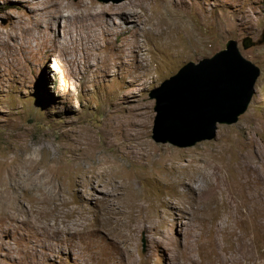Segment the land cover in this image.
Here are the masks:
<instances>
[{"label": "rangeland", "instance_id": "obj_1", "mask_svg": "<svg viewBox=\"0 0 264 264\" xmlns=\"http://www.w3.org/2000/svg\"><path fill=\"white\" fill-rule=\"evenodd\" d=\"M77 1L0 0V264H264V44L242 46L263 33L264 0ZM230 38L260 68L246 112L211 140L157 142L150 91ZM75 163L118 166L117 203L135 195L147 227L121 225L99 185L70 197L88 215L106 204L103 229L47 240L23 208Z\"/></svg>", "mask_w": 264, "mask_h": 264}, {"label": "water", "instance_id": "obj_2", "mask_svg": "<svg viewBox=\"0 0 264 264\" xmlns=\"http://www.w3.org/2000/svg\"><path fill=\"white\" fill-rule=\"evenodd\" d=\"M264 44L262 35L243 38L244 49ZM260 68L241 52L238 40L199 61H188L153 88V138L178 147L193 146L216 137L218 126L234 124L255 94Z\"/></svg>", "mask_w": 264, "mask_h": 264}, {"label": "bare ground", "instance_id": "obj_3", "mask_svg": "<svg viewBox=\"0 0 264 264\" xmlns=\"http://www.w3.org/2000/svg\"><path fill=\"white\" fill-rule=\"evenodd\" d=\"M87 2H86V0H78L76 3L72 2L71 5L76 4L75 5V10H76L80 6H86ZM47 3H49V2H47ZM56 3H58V2H56ZM62 3H63V1H62ZM134 3H135V0H129L128 2L125 1L121 4V6L119 8L124 9L126 13L127 12L131 13L130 9H128V7L126 5L130 6V5H134ZM68 5H69V2H68ZM51 7H52V3H51ZM58 7H60V6H58ZM64 8H66V5ZM63 9H62V13H63ZM50 10L51 9L49 8V11ZM75 10H74V12H75ZM52 11H54V10H52ZM44 13H46V12L44 11ZM42 14H43V12H42ZM82 15H84V13L79 14L78 16L80 17ZM85 15H86V13H85ZM56 16H57V13H56ZM88 16H89V13H88ZM49 17H51V16H49ZM73 18H75V20L74 19L72 20L73 23H76L77 21H79V20H77V17H73ZM92 18H93V20L91 23H94L96 25L99 21V18L96 15L92 16ZM80 19L82 20V18H80ZM54 21H56V20H54ZM82 23H80V26ZM68 25H70V24H68ZM78 27H79V24H78ZM69 28H70V26H69ZM75 28H77V27H75ZM77 29H79V28H77ZM82 29H83V27H82ZM45 30H46V27H45ZM81 30H80V32H81ZM84 31L85 30H83V33H84ZM71 33H74V32H71ZM135 146H137V145H135ZM145 148H149V150H150V146H148V145H146ZM85 152H86V149H85ZM132 152H133V149H132V151H130V153H132ZM88 153H92V152H88ZM130 153H129V151H128V153L126 152V155H129ZM128 158H129V156H128ZM117 167H114L111 165H106L102 170L96 171L94 167L91 168V167H87L83 164L75 163L74 165L72 164L70 167H68L67 170H65V172H62V171L61 172H55L53 174V176L51 178H49V180L51 181L52 184L50 186L47 185V188L44 186H41L36 191L35 195H37V197L39 199L38 200L34 199L33 202L36 201V202H38V204L34 205V203H33V205H34L33 207H30V208L24 207L23 208V210L27 214L28 221H30L32 224L38 226L42 230V232L45 235L47 240H49V238L59 240L58 246H61L64 243V241L67 239L73 240L75 235L79 232L85 231V232H88V233L93 235L94 232L101 231L103 229L104 225L106 224L105 221L102 223L101 218H100V213L101 212L104 213L105 207L107 205L105 204L104 207L101 206L100 209H98L96 211L94 210V212H91V214L88 215L85 213V207H84L83 203L82 202H75L70 197V194L72 191L80 190V194H81L80 196H82L84 198H88L90 196H95V198L98 199V198H100V196L96 195V193H94V192L99 190V188H98L99 185H105V186H107V189H105L106 202L107 201L112 202L111 203L112 204L111 209H114L117 207L119 208L118 211L120 212V215L116 218V220L123 226H127V225H130L132 223H136V224H138V227L139 226L145 227L146 223H147V219L143 213L142 203H140L139 201L136 200L135 195H133L129 198L126 197L127 202L123 201L120 204L117 203L116 196H115V195H118L117 191L120 188H123V192H124L125 185H130L127 181H120V179L118 177H119L121 171ZM181 175H182L181 178L178 177L177 181L175 179V181L177 182V185H178L177 186L178 189H180L181 186L185 187L187 185L188 181L191 180V182H192V178H191L188 170L184 169V171ZM85 186L90 188L91 191H89V193L85 194L82 191L83 187H85ZM188 186L190 188L193 185L190 184ZM55 188H56V192H54ZM136 207H141V209L136 208ZM135 209H138L139 211L135 212ZM79 226H81V228H79ZM86 236L87 235H82L81 237L84 238ZM76 237H80V236H76ZM93 239H95V238H93ZM90 242H91V240H90ZM95 245H98V244H95ZM98 250H99V248H98Z\"/></svg>", "mask_w": 264, "mask_h": 264}]
</instances>
